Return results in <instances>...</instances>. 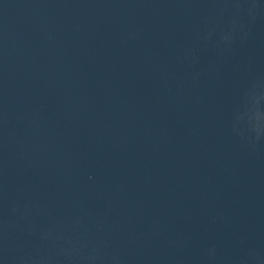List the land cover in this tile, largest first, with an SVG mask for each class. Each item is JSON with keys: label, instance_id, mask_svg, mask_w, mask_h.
<instances>
[{"label": "water", "instance_id": "obj_1", "mask_svg": "<svg viewBox=\"0 0 264 264\" xmlns=\"http://www.w3.org/2000/svg\"><path fill=\"white\" fill-rule=\"evenodd\" d=\"M0 264H264V0H0Z\"/></svg>", "mask_w": 264, "mask_h": 264}]
</instances>
